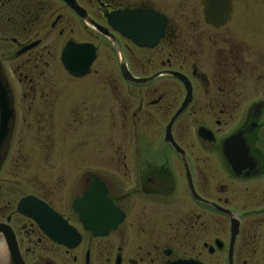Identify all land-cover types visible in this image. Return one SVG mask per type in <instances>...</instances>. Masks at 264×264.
<instances>
[{
	"label": "flooded vegetation",
	"instance_id": "1",
	"mask_svg": "<svg viewBox=\"0 0 264 264\" xmlns=\"http://www.w3.org/2000/svg\"><path fill=\"white\" fill-rule=\"evenodd\" d=\"M204 1L0 0V88L10 111L0 153L9 149L17 117L37 119L35 127L24 121L26 130L49 133L51 144H63L57 154L64 156L79 133L72 147L86 155L93 150L101 154L103 133L136 134L123 152L108 159L113 167L107 170L101 157L53 159L73 170L71 187L80 183L78 191L68 194L63 211L31 195L79 235L73 248L54 243L16 213L18 201L11 212L0 214L24 264H57L50 260L55 251L59 264H264V82L255 93L247 92L255 71L260 74L254 81H264V55H259V69L247 61L246 39L237 32L242 33L241 27L232 28L235 0L229 19L219 26L207 22ZM110 16L115 27L125 16L131 28L136 21L154 23L156 44L137 46L109 24ZM184 38L192 43L189 72L183 70ZM103 43L113 51L119 79L97 78ZM82 45L91 46L93 60L83 75L71 74L62 65V54L66 47ZM83 56L87 59V49ZM121 59L135 80L157 76L144 83L126 81ZM59 67L70 81L64 95L57 92ZM166 72L182 74L191 87L190 100L170 126L178 150L164 135L186 92ZM117 80L132 92L127 99L121 100L114 88L103 94V86ZM230 137L229 150L242 143L254 162L252 170L245 161L239 174L232 172L222 154ZM93 182L105 188L118 214L107 216L105 224L114 220V227L98 236L83 229L72 207Z\"/></svg>",
	"mask_w": 264,
	"mask_h": 264
},
{
	"label": "rangeland",
	"instance_id": "2",
	"mask_svg": "<svg viewBox=\"0 0 264 264\" xmlns=\"http://www.w3.org/2000/svg\"><path fill=\"white\" fill-rule=\"evenodd\" d=\"M235 4L237 8L232 28L236 25L237 28L241 27L240 30L242 33L239 31L237 32L238 36L244 35L246 39L249 55L247 61L251 64L257 63L259 69V55H264V6L260 5L264 4V0H235ZM228 27L230 28L231 26ZM236 39L242 40V38ZM184 40L187 49L183 50V57L186 58L183 70L189 72L187 66L189 67V65H192V43L190 38H184ZM99 48L100 53L98 55V64L96 67L102 68V73L98 74L97 78L104 81L110 76L119 79L120 76H118L116 72L113 51L106 43H103L102 46L100 45ZM256 54L257 59L256 56H253ZM56 73L61 83L60 88L57 87V92L64 95L67 93L68 87H70L68 85L70 81H68L67 75L60 67L59 69L57 68ZM258 74H260V71H255L251 75L253 80H251V83H248V93H255L258 86L264 82L258 81V84L255 82ZM117 81L118 82L112 87L104 85L103 94L107 95L109 91L111 93V89L114 88V93L118 94L121 100L127 99V96L132 92L128 90L129 88L120 80ZM101 83H103V81ZM116 89H118L117 92ZM87 94H91V92ZM249 99L253 101L254 98ZM24 121L34 127L37 125L35 123L37 119L24 118L23 120L17 117L14 129L11 133L9 149H3L0 153V214L11 212L16 202L25 195H33L41 198L51 204L52 207L54 206V208L56 207L59 211H63L61 206L68 201V194L78 191V185H80V183L77 182V184L74 185L75 187H71L69 175L73 173V170L66 171L68 166H65L63 161H53V159L59 156L67 159L84 156L93 158L101 157L104 159L103 168L107 170L113 167L107 164L109 163L108 159L116 158L119 152H123V150L129 146V143L134 140L136 135L131 133H117L113 134L114 136L111 137L112 133H103V149L100 151L101 154H94L96 150H93L92 155H86L81 149L72 147L74 141H79V133L69 141L71 142L68 144L70 150H68L69 153L64 156L62 154H57V149L64 147L62 143L53 142L54 144L52 143V147V138L49 133H36L34 132V128L26 130L27 127L25 128V126H27V124ZM40 124L47 130V123L43 122ZM138 136L143 138L145 134H139ZM51 148L52 151H50ZM89 167L94 166L91 165ZM52 258L55 259L54 262L57 260L56 263L59 264L57 251L50 255L51 261H53ZM41 263L42 260L35 264ZM61 264H65L64 261H62Z\"/></svg>",
	"mask_w": 264,
	"mask_h": 264
},
{
	"label": "water",
	"instance_id": "3",
	"mask_svg": "<svg viewBox=\"0 0 264 264\" xmlns=\"http://www.w3.org/2000/svg\"><path fill=\"white\" fill-rule=\"evenodd\" d=\"M232 0H205L204 1V14L208 23L215 24L216 26L222 25L224 21L229 19L230 4ZM114 17V16H113ZM119 26H114L113 18L110 16L108 22L117 31L127 39L132 40L139 47H152L158 40V35L153 31L154 23L150 21H136L133 28L128 25L129 16L122 18ZM106 35V34H105ZM110 39V35H106ZM87 49L88 57L85 59L84 51ZM75 53V57H74ZM80 54V58L76 56ZM93 60V52L91 46H78L76 49L66 47L62 54V65L64 69L71 74L83 75L86 72L88 65ZM122 77L126 81H135L144 83L150 79L155 78L157 75L148 79L135 80L126 71L125 65L120 63ZM174 76L183 85L186 98L183 106L176 112L170 120L167 130L164 135V140L168 142L175 150L178 147L174 144L170 134V126L183 110L184 106L190 100L191 87L189 81L185 76L175 72H166ZM10 118V111L7 108V102L3 90L0 88V142L3 140L7 133V123ZM201 134V133H200ZM233 140L232 137L225 140L222 146V154L230 165L234 174H239L243 168L240 163L245 161L248 163L247 168L252 170L254 162L247 156V149L241 143L238 148L229 150V143ZM105 188L101 183L93 182L79 201H74L72 204L73 210L78 214V218L85 231L91 232L94 236L105 234L106 230L114 227V220L109 225H106L104 220L107 219L111 213L115 218L117 212L105 197ZM16 213L32 220L37 227L54 243L66 248H73L79 241V235L75 230L67 225V223L52 209H50L44 202L31 195L21 198L16 204ZM115 213V214H114ZM112 219V218H111ZM104 223V224H103ZM100 224H102V229ZM0 236L3 251L0 255V264H24L19 254L18 248L15 243L14 236L11 229L5 224L0 223ZM172 264H195L189 261H178Z\"/></svg>",
	"mask_w": 264,
	"mask_h": 264
},
{
	"label": "bare ground",
	"instance_id": "4",
	"mask_svg": "<svg viewBox=\"0 0 264 264\" xmlns=\"http://www.w3.org/2000/svg\"><path fill=\"white\" fill-rule=\"evenodd\" d=\"M2 251H3V246H2V244L0 243V255H1Z\"/></svg>",
	"mask_w": 264,
	"mask_h": 264
}]
</instances>
